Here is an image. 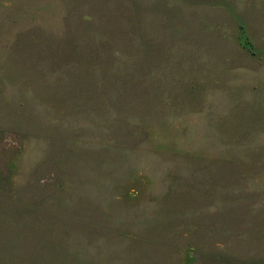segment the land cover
<instances>
[{
    "label": "rangeland",
    "instance_id": "1",
    "mask_svg": "<svg viewBox=\"0 0 264 264\" xmlns=\"http://www.w3.org/2000/svg\"><path fill=\"white\" fill-rule=\"evenodd\" d=\"M0 264H264V0H0Z\"/></svg>",
    "mask_w": 264,
    "mask_h": 264
}]
</instances>
